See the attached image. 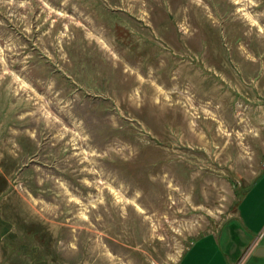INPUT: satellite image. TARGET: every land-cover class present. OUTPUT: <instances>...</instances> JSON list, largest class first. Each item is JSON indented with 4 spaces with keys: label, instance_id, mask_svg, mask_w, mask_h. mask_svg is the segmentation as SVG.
I'll use <instances>...</instances> for the list:
<instances>
[{
    "label": "rangeland",
    "instance_id": "374dc122",
    "mask_svg": "<svg viewBox=\"0 0 264 264\" xmlns=\"http://www.w3.org/2000/svg\"><path fill=\"white\" fill-rule=\"evenodd\" d=\"M263 171L264 0H0V264H264Z\"/></svg>",
    "mask_w": 264,
    "mask_h": 264
},
{
    "label": "crops",
    "instance_id": "0c3cea01",
    "mask_svg": "<svg viewBox=\"0 0 264 264\" xmlns=\"http://www.w3.org/2000/svg\"><path fill=\"white\" fill-rule=\"evenodd\" d=\"M263 191L264 171L248 188V192L241 199L240 206L242 203H245L248 199L252 198V196L255 197ZM237 235L238 233L234 232L232 234L233 240L231 237L230 241H228L223 246L221 245V247L218 245L219 243H217L216 238H219L220 242V236H222V234L218 235L213 232H207L200 235V237L192 240L188 248L184 251L180 260V264H232L234 261L233 259L237 258L235 254H238V248L240 246L236 245V240L238 238ZM256 239L258 240L259 236ZM254 244L255 243H253L252 246L250 245L248 248H246V250L244 251V257L242 261H240V264L245 260V258L247 260L251 256V253L256 251L252 249L254 247ZM248 249H250V252H247ZM260 249L261 248H259V250ZM260 252L264 253V251ZM242 256L243 255H240V258Z\"/></svg>",
    "mask_w": 264,
    "mask_h": 264
}]
</instances>
